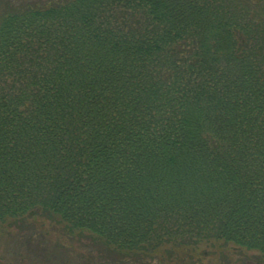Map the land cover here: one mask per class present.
Returning <instances> with one entry per match:
<instances>
[{
    "label": "trees",
    "instance_id": "obj_1",
    "mask_svg": "<svg viewBox=\"0 0 264 264\" xmlns=\"http://www.w3.org/2000/svg\"><path fill=\"white\" fill-rule=\"evenodd\" d=\"M40 211L264 256V0H0V220Z\"/></svg>",
    "mask_w": 264,
    "mask_h": 264
},
{
    "label": "rangeland",
    "instance_id": "obj_2",
    "mask_svg": "<svg viewBox=\"0 0 264 264\" xmlns=\"http://www.w3.org/2000/svg\"><path fill=\"white\" fill-rule=\"evenodd\" d=\"M95 240L88 233L71 230L58 215L40 211L21 219L7 218L0 220V264H123ZM146 256L139 263L124 264H264L259 251L223 239L166 244Z\"/></svg>",
    "mask_w": 264,
    "mask_h": 264
}]
</instances>
